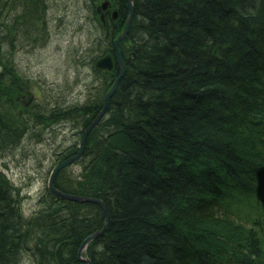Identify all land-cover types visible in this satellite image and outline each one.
Instances as JSON below:
<instances>
[{"label": "trees", "instance_id": "1", "mask_svg": "<svg viewBox=\"0 0 264 264\" xmlns=\"http://www.w3.org/2000/svg\"><path fill=\"white\" fill-rule=\"evenodd\" d=\"M113 1L115 20L89 8L103 35L80 59L93 78L84 100L65 104L57 95L29 114L16 105L30 77L12 57L17 41L34 39L44 1L0 0V153L45 121L71 120L79 138L99 113L116 70L93 64L114 52L128 15L126 0ZM133 2L119 44L125 74L78 168L54 180L106 205L104 234L87 256L92 264H264V0ZM6 103L13 112H3ZM77 150L70 143L55 155ZM20 191L0 169V264H87L78 248L103 226L102 207L47 187L25 214Z\"/></svg>", "mask_w": 264, "mask_h": 264}, {"label": "rangeland", "instance_id": "2", "mask_svg": "<svg viewBox=\"0 0 264 264\" xmlns=\"http://www.w3.org/2000/svg\"><path fill=\"white\" fill-rule=\"evenodd\" d=\"M42 1L44 10L41 19L38 17L34 39L31 42L17 41L12 57L14 63L30 77L21 80L26 88L16 105L18 111L25 109L29 114L34 106L50 102L57 95H61L65 104L84 100L93 78L90 67L81 64L80 59L87 54L89 45L103 35L102 28L96 27L95 22L91 24L89 8L95 5L96 16L101 20L106 10H109V15L118 10L113 0ZM123 25L113 34V39ZM114 68L117 70L116 66ZM6 107L13 112V106L6 103L4 113ZM45 123L39 133L36 130V133L31 132V136L23 137L14 151L0 153V169L6 178L21 188V207L25 214L36 208L38 199L48 187L50 171L56 163L55 151L77 140L73 135L79 128L71 120Z\"/></svg>", "mask_w": 264, "mask_h": 264}, {"label": "water", "instance_id": "3", "mask_svg": "<svg viewBox=\"0 0 264 264\" xmlns=\"http://www.w3.org/2000/svg\"><path fill=\"white\" fill-rule=\"evenodd\" d=\"M127 1V6H128V15L127 18L124 22L123 28L122 30L118 33V35L113 39V49H114V53H106L104 55H102L101 57L97 58L94 62V67L97 69H103V70H112L113 67L116 66V71H117V75L114 77L111 86L109 87V89L107 90V92L104 95L103 98V105L101 110L99 111V113L96 115V117L87 125L84 133H83V138L80 142V145L78 147V150L76 151V153L68 158H66L65 160L57 163L52 170L50 171V175L48 178V187L58 196L63 197V198H67V199H71V200H75L78 202H94L99 204L105 214V218L106 221L108 219V211L106 208V205L104 204L103 200L97 197H93V196H85V195H75V194H69L67 192L58 190L56 188H54L53 184H54V177L56 176L57 172L64 168L67 164H70L71 162L75 161L76 159L79 158V156L82 154L83 150H84V142H85V138L87 133L89 132V130L95 125V123L103 116L107 106H108V102H109V98L113 95V93L115 92V90L118 87V84L121 80V78L123 77V75L125 74L126 71V66L124 63V60L122 58L120 49H119V43L120 41H122L125 36L127 35V32L129 30V26L134 14V0H126ZM103 8H106V4H103ZM102 17V16H101ZM113 17H115V11H113ZM104 228H102L99 231H95L94 233L90 234L89 236H87L78 252H77V256L78 258L87 263V264H92L91 259L85 254L83 253V250L86 247V244L94 237L102 234Z\"/></svg>", "mask_w": 264, "mask_h": 264}, {"label": "bare ground", "instance_id": "4", "mask_svg": "<svg viewBox=\"0 0 264 264\" xmlns=\"http://www.w3.org/2000/svg\"><path fill=\"white\" fill-rule=\"evenodd\" d=\"M87 127V126H86ZM86 127L83 129V131H82V135L78 138V136H76L75 137V139H77L74 143H78V147H79V145H80V142H81V140H82V138H83V133H84V131H85V129H86ZM87 135H88V133H87ZM87 135H86V138H87ZM86 138H85V141H86ZM79 139V140H78ZM84 144H85V142H84ZM56 153H54V155H55ZM82 154H83V152H82ZM82 154L79 156V158L78 159H76L75 161H73V162H71L70 164H67L65 167H68V166H71V165H76V163H78L79 162V160H80V158L82 157ZM74 155V154H73ZM70 156H72V155H70ZM70 156H68V157H70ZM68 157H66V158H68ZM65 158V159H66ZM65 159H63V160H65ZM63 160H61V161H63ZM55 161L56 162H61V161H59V160H57V157H56V155H55ZM55 166V165H54ZM52 170V169H51ZM54 180H55V177H54ZM53 186H54V188H56V189H58L56 186H55V184H53ZM49 188V187H48ZM50 189V188H49ZM51 190V189H50ZM58 190H60V189H58ZM52 191V190H51ZM61 191H64V190H61ZM53 192V191H52ZM64 192H67V191H64ZM54 193V192H53ZM67 193H69V194H75V195H80V194H76V193H71V192H67ZM55 194V193H54ZM56 195V194H55ZM56 196H58V195H56ZM58 197H60V196H58ZM60 198H63V197H60ZM63 199H67V198H63ZM101 199V198H100ZM67 200H71V199H67ZM73 201H75V200H73ZM78 202V201H77ZM108 211V210H107ZM104 212V211H103ZM104 216H105V214H104ZM108 217H109V213H108ZM107 222H108V219H107V221H106V218H105V221H104V224H103V226L101 227V228H99V229H97V230H95V231H99V230H101L102 228H104V230H103V232H102V234H104V231H105V228H106V225H107ZM95 231H93L92 233H94ZM92 233H90V234H92ZM90 234H88L87 236H89ZM102 234H100V235H98V236H96V237H94V238H92L87 244H86V247H85V249L83 250V253H85L86 255H88V252H87V250H88V246H89V244H90V242L93 240V239H95V238H97V237H99V236H101ZM86 236V237H87ZM85 237V238H86ZM84 238V239H85ZM83 239V240H84ZM83 240H82V242H83ZM82 242L80 243V246H81V244H82ZM80 246H79V248H80ZM79 248H78V250H79Z\"/></svg>", "mask_w": 264, "mask_h": 264}, {"label": "flooded vegetation", "instance_id": "5", "mask_svg": "<svg viewBox=\"0 0 264 264\" xmlns=\"http://www.w3.org/2000/svg\"><path fill=\"white\" fill-rule=\"evenodd\" d=\"M108 9H109V8H108ZM108 11H109V10H106V11L104 12V15H103V16L109 14V13H107ZM113 11H115V17H113ZM113 11H112L110 17L113 18V19H116V18L118 17L119 10H113ZM124 21H125V19L122 21L123 24H124ZM110 53H112V52H110ZM112 54H113V53H112Z\"/></svg>", "mask_w": 264, "mask_h": 264}]
</instances>
